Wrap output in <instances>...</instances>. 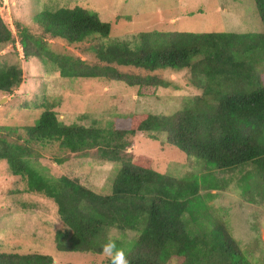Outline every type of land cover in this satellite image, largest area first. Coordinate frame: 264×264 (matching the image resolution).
<instances>
[{
	"label": "trees",
	"instance_id": "1",
	"mask_svg": "<svg viewBox=\"0 0 264 264\" xmlns=\"http://www.w3.org/2000/svg\"><path fill=\"white\" fill-rule=\"evenodd\" d=\"M255 4L264 24V0ZM33 22L37 31L14 20L13 32L0 15V47L18 43L24 58L48 61L61 78L120 82L140 97L156 96L168 86L157 71L187 70L198 92L172 115L131 114L122 129L66 125L49 104L35 105L43 111L33 126L0 128V161L25 183L23 193L41 194L56 206L64 226L54 234L56 249L100 254L102 247H93V241L104 240L115 226L136 234L127 252L130 264H253L252 253L245 256L222 221L209 230L200 224L199 234H189L183 217L192 220L190 203L199 193L197 185L157 172L150 157L134 159L126 150L138 134L151 140L164 136L167 145L216 170L251 165L264 197V82L256 71L258 60H264V33L150 31L103 43L111 23L80 6L40 12ZM49 41L85 45L94 62L55 53ZM22 82L18 65H0V97L13 95ZM51 144L68 154L93 152L103 162L118 164L111 193L98 194L78 179L49 177L37 168L35 151ZM35 207L20 204L22 209ZM0 264H53V259L0 252Z\"/></svg>",
	"mask_w": 264,
	"mask_h": 264
},
{
	"label": "rangeland",
	"instance_id": "2",
	"mask_svg": "<svg viewBox=\"0 0 264 264\" xmlns=\"http://www.w3.org/2000/svg\"><path fill=\"white\" fill-rule=\"evenodd\" d=\"M63 6H80L96 13L103 22L111 23L110 35L103 43L131 39L137 33L150 31L264 33L255 0H0V15L13 32L14 20L37 31L35 15ZM49 43L55 53L73 54L88 63L94 62L85 45ZM2 64L18 65L23 82L13 95L4 96L6 100L0 102V128L33 126L43 111L42 105L49 104L66 125L77 123L88 127L94 123L101 128L122 129L127 127L131 114L172 115L198 94L189 83L187 70L157 71L168 86L160 88L156 96L145 97L120 82L64 79L48 61L24 58L18 43L0 47ZM256 71L264 82V60H258ZM35 153V166L47 176H68L98 194L111 193L118 164L103 162L93 152L84 156L68 154L59 150L57 144ZM126 154L134 159L141 155L150 157L155 171L198 186L199 193L190 203L192 220L189 222L187 215L183 217L188 221L190 235L199 234L200 227L209 230L216 220L222 221L237 243L242 244L239 246L245 256L251 258L252 253L253 264H264V197L251 165L219 171L167 145L164 136L151 140L144 134L133 139ZM61 159L64 160L59 163ZM24 188L25 183L12 176L7 163L0 161V252L47 255L53 264H104L108 258L102 253L59 252L54 234L64 226L56 216L55 204L41 194L23 193ZM23 203L36 207L22 209ZM108 234L109 231L104 240L95 239L92 246L102 247ZM119 236L118 241L127 253L136 234L119 231Z\"/></svg>",
	"mask_w": 264,
	"mask_h": 264
},
{
	"label": "clouds",
	"instance_id": "3",
	"mask_svg": "<svg viewBox=\"0 0 264 264\" xmlns=\"http://www.w3.org/2000/svg\"><path fill=\"white\" fill-rule=\"evenodd\" d=\"M119 239V230L113 226L109 229L108 238L102 245V254L108 258L109 264H130L126 251L118 247Z\"/></svg>",
	"mask_w": 264,
	"mask_h": 264
},
{
	"label": "water",
	"instance_id": "4",
	"mask_svg": "<svg viewBox=\"0 0 264 264\" xmlns=\"http://www.w3.org/2000/svg\"><path fill=\"white\" fill-rule=\"evenodd\" d=\"M2 100H6V97H3V98L0 100V102H1Z\"/></svg>",
	"mask_w": 264,
	"mask_h": 264
},
{
	"label": "crops",
	"instance_id": "5",
	"mask_svg": "<svg viewBox=\"0 0 264 264\" xmlns=\"http://www.w3.org/2000/svg\"><path fill=\"white\" fill-rule=\"evenodd\" d=\"M262 241V240H261Z\"/></svg>",
	"mask_w": 264,
	"mask_h": 264
}]
</instances>
